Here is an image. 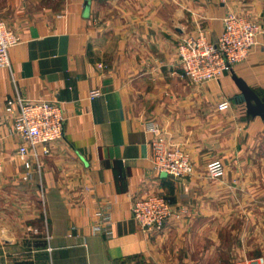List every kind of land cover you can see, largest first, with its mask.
I'll return each mask as SVG.
<instances>
[{
  "label": "crops",
  "instance_id": "obj_1",
  "mask_svg": "<svg viewBox=\"0 0 264 264\" xmlns=\"http://www.w3.org/2000/svg\"><path fill=\"white\" fill-rule=\"evenodd\" d=\"M46 1L0 0L20 37L0 69V264H141L176 227L234 210V191L264 180V121L243 111L233 79L264 96V33L245 62L205 85L183 76L176 56L198 29L217 42L230 13L264 28V0ZM19 99L56 100L67 118L49 154L36 148L29 178L13 132ZM144 121L189 154L192 175L154 169ZM213 159L223 178L208 177ZM153 194L175 202L176 216L144 232L132 207ZM98 203L111 206L110 237L92 232Z\"/></svg>",
  "mask_w": 264,
  "mask_h": 264
},
{
  "label": "built area",
  "instance_id": "obj_2",
  "mask_svg": "<svg viewBox=\"0 0 264 264\" xmlns=\"http://www.w3.org/2000/svg\"><path fill=\"white\" fill-rule=\"evenodd\" d=\"M223 33L217 42L209 41L205 32L198 29L195 34L185 37L177 46V61L183 76L196 86L218 80L235 65L245 62L258 44L264 28L248 16L230 13L223 19ZM20 42V37L0 20V69L10 68V50ZM99 95L98 90L90 97ZM19 113L13 122V132L22 138L18 147V159L29 178L32 160H37L36 150L41 146L42 153H50V145L62 138L66 123L63 107L52 99H19ZM231 106V100L218 104L224 111ZM143 128L152 134L151 160L154 169L172 178H184L194 172L189 154L178 146H171L160 136L156 122L144 121ZM209 178H223L226 166L220 159H213L206 165ZM91 190V189H90ZM177 205L163 194H153L134 202L132 216L144 232H159L167 222L176 216ZM112 216L110 204H95V220L92 232L96 236L112 235ZM36 233L37 231L34 230ZM232 264H264V257L243 258Z\"/></svg>",
  "mask_w": 264,
  "mask_h": 264
},
{
  "label": "rangeland",
  "instance_id": "obj_3",
  "mask_svg": "<svg viewBox=\"0 0 264 264\" xmlns=\"http://www.w3.org/2000/svg\"><path fill=\"white\" fill-rule=\"evenodd\" d=\"M54 2L47 0L45 5ZM241 107L246 110L244 102ZM234 192L230 199L234 210L218 216L209 213L191 228L176 227L168 238H161L155 258L141 264H232L243 258L264 257V180L258 177L257 184Z\"/></svg>",
  "mask_w": 264,
  "mask_h": 264
},
{
  "label": "water",
  "instance_id": "obj_4",
  "mask_svg": "<svg viewBox=\"0 0 264 264\" xmlns=\"http://www.w3.org/2000/svg\"><path fill=\"white\" fill-rule=\"evenodd\" d=\"M233 79L242 94L247 116L258 117L264 121V96L259 95L244 80L237 76L234 75Z\"/></svg>",
  "mask_w": 264,
  "mask_h": 264
}]
</instances>
